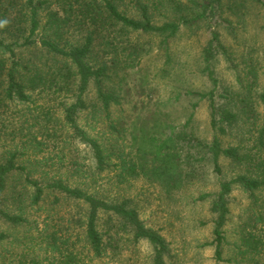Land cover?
I'll list each match as a JSON object with an SVG mask.
<instances>
[{"label":"trees","instance_id":"1","mask_svg":"<svg viewBox=\"0 0 264 264\" xmlns=\"http://www.w3.org/2000/svg\"><path fill=\"white\" fill-rule=\"evenodd\" d=\"M250 1L0 0V220L31 229L30 211L56 212L64 200L84 205L80 215L62 209L66 223L49 232L44 220L40 247L53 254L22 264H93L142 240L152 246L151 264H167L166 238L141 219L129 198L107 196L100 184L146 179L172 194L196 186L204 166H212L219 180L218 188L198 190L195 198L208 201L213 214L207 243L215 260L264 264L261 64L253 50L238 52L239 59L232 55L217 28L226 12L245 21L243 9L250 6L264 19V0ZM203 25L210 32L201 51L207 90L167 67L182 28ZM221 54L234 70L231 89L219 87L215 61ZM154 56L161 58L156 68ZM171 73L179 83L164 100L152 77ZM202 101L208 138L195 124ZM176 103L190 109L184 121L170 112ZM235 187L247 201L229 239ZM10 241L18 237L0 230V245ZM10 255L0 249V264H18Z\"/></svg>","mask_w":264,"mask_h":264},{"label":"rangeland","instance_id":"2","mask_svg":"<svg viewBox=\"0 0 264 264\" xmlns=\"http://www.w3.org/2000/svg\"><path fill=\"white\" fill-rule=\"evenodd\" d=\"M237 4L246 3L251 5L246 0H235ZM254 4V3H253ZM246 11L245 21L239 20V16L224 13L220 17L218 30L221 32L224 42L229 46L230 52L237 59L238 52L244 49L253 50L259 58L260 68V83L264 85V19L261 11L257 7L250 6ZM238 11L237 13H239ZM229 20H227V19ZM210 32L207 26L201 28L183 27L179 35L172 41L171 52L173 64H169V70L178 71V77L186 80L193 88L207 90L210 88V82L201 72L202 57L201 51L204 44L207 42ZM151 65L156 68L160 66L161 58L154 56L150 61ZM149 63V65H150ZM215 69L220 81V89L225 87L230 89L236 84V78L233 68L229 67L223 54L219 55L215 61ZM171 70V71H172ZM182 74V75H181ZM152 77L153 84L158 85L159 94L164 100L167 98L175 85H178L176 79H173L172 73L159 77L160 74H154ZM184 77V78H183ZM171 78V79H170ZM188 108L184 104H178L170 107V112L173 113L177 122L185 120L189 115ZM195 124L201 136L210 135L209 132V117L207 102L202 101L196 109ZM224 175L222 178H230L231 167L227 159L223 160ZM205 171L200 173V180L196 186H189L183 191L167 194L163 189L146 179H138L120 186H109L100 184V190L105 195H111L118 198H129L131 206H134L141 219L148 226L158 230L169 242L170 253L166 257L167 264H232L230 262L219 261L214 258V246L208 243L212 240V213L209 209L208 201L196 200L198 190L214 191L218 188V174H216L212 166H204ZM53 195L47 197L45 205L50 207L49 200ZM231 217L227 225L229 239H232L234 230L237 229L239 223V215L242 208L245 207L247 197L239 187H235L230 195ZM77 201L64 200L61 208L57 211L50 210L40 216L33 215L32 211L28 215L30 220L34 219L31 229L26 226L12 227L7 222L0 220V230H8L11 233V239L18 237V241L5 242L0 245V249L7 250L11 257L18 260V264L27 261L31 262L30 258L37 260L43 257H50L53 252H46L45 248L40 247V232L39 228H44L43 223L46 220V232L55 229L62 223H66L63 217L64 211L73 210L78 215L83 213L82 203ZM35 216V218H34ZM67 218V217H66ZM35 220L39 221V227L36 226ZM202 222V223H201ZM78 230V224H74ZM28 228V229H26ZM34 236L35 241L31 238ZM208 242V243H207ZM35 243V244H34ZM207 243V244H205ZM26 244L30 246L28 254H24ZM45 244V243H43ZM42 246V245H41ZM153 249L151 244L142 240L137 243L134 249L123 247L118 254L104 258L102 262L95 260L93 264H151ZM26 256V257H25ZM226 257H228L226 255ZM27 258V260H26ZM49 261V259H48ZM39 264H47V261L42 260Z\"/></svg>","mask_w":264,"mask_h":264}]
</instances>
